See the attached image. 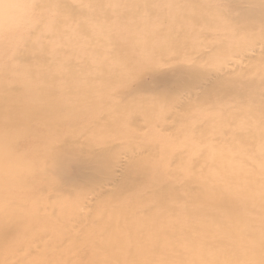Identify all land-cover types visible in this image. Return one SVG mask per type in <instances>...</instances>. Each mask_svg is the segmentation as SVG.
I'll return each instance as SVG.
<instances>
[{"label": "rangeland", "instance_id": "obj_1", "mask_svg": "<svg viewBox=\"0 0 264 264\" xmlns=\"http://www.w3.org/2000/svg\"><path fill=\"white\" fill-rule=\"evenodd\" d=\"M0 85V264H264V0H0Z\"/></svg>", "mask_w": 264, "mask_h": 264}, {"label": "bare ground", "instance_id": "obj_2", "mask_svg": "<svg viewBox=\"0 0 264 264\" xmlns=\"http://www.w3.org/2000/svg\"><path fill=\"white\" fill-rule=\"evenodd\" d=\"M1 87V85H0ZM45 99V97H43ZM1 104H7L8 103V98H4L0 100ZM29 116L32 117L33 114L29 113ZM27 130V129H25ZM26 135V131L23 130L22 135H15L16 140H20L21 137ZM52 140V137H47L44 136V141L43 142H34L33 144H25L23 147L18 145V148L21 150L19 156L23 158L25 154L27 153L28 155L35 156L36 150L39 147H47L49 142ZM13 142L11 141L10 138H8L2 131H0V174H2V171L6 170L9 172V174L14 173V172H19V169L22 168L21 170H27V169H34L33 163L26 158L25 163H19L15 160V155L12 153L13 150ZM28 147V148H27ZM17 148V149H18ZM33 151V152H32ZM34 154V155H33ZM54 156L56 159L58 158V153H54ZM55 159V160H56ZM27 165V166H26ZM111 245H114L115 242L109 241Z\"/></svg>", "mask_w": 264, "mask_h": 264}, {"label": "clouds", "instance_id": "obj_3", "mask_svg": "<svg viewBox=\"0 0 264 264\" xmlns=\"http://www.w3.org/2000/svg\"><path fill=\"white\" fill-rule=\"evenodd\" d=\"M12 7L16 9L15 16H18V17L23 16L24 5H13Z\"/></svg>", "mask_w": 264, "mask_h": 264}]
</instances>
